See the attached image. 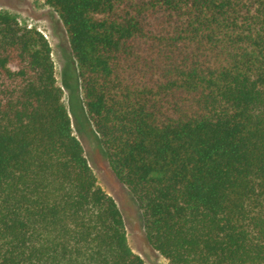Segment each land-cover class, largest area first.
<instances>
[{
	"label": "trees",
	"instance_id": "trees-1",
	"mask_svg": "<svg viewBox=\"0 0 264 264\" xmlns=\"http://www.w3.org/2000/svg\"><path fill=\"white\" fill-rule=\"evenodd\" d=\"M42 1L81 101L0 11V264H144L74 135L83 109L167 264H264V0Z\"/></svg>",
	"mask_w": 264,
	"mask_h": 264
},
{
	"label": "rangeland",
	"instance_id": "rangeland-1",
	"mask_svg": "<svg viewBox=\"0 0 264 264\" xmlns=\"http://www.w3.org/2000/svg\"><path fill=\"white\" fill-rule=\"evenodd\" d=\"M0 11H7L15 15L20 24L35 27L43 34L51 48L57 86H62L61 73L66 70L68 83L74 89L78 100L81 101L76 66L72 60L65 29L57 14L42 0H0ZM67 96V91L63 89V103L65 105H68ZM84 112L83 109L84 118L82 113L78 112V122L76 125L73 124L74 135L83 146L85 156L98 185L114 199L123 216L130 248L143 260L144 264H167L166 260L148 245L141 226L137 205L129 190L119 183L111 171L91 124L84 121Z\"/></svg>",
	"mask_w": 264,
	"mask_h": 264
}]
</instances>
